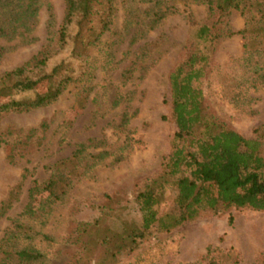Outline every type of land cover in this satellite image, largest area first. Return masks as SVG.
<instances>
[{"label":"rangeland","instance_id":"rangeland-1","mask_svg":"<svg viewBox=\"0 0 264 264\" xmlns=\"http://www.w3.org/2000/svg\"><path fill=\"white\" fill-rule=\"evenodd\" d=\"M160 1L112 0V23L98 39L105 16L97 15L94 33L88 34L95 43L84 62L71 57L76 29L70 43L59 48L65 0H42L37 25L28 39H0L4 49L0 74L50 49L59 52L50 60L48 73L62 62L75 69L74 83L52 105L0 119V203L21 187L13 207L0 220V242L18 223L25 226L18 234V249L36 248L45 255L43 264H70L79 252L72 243L75 230L80 223L101 216L100 207H131L132 215H138L131 203L135 186L160 171L176 131L169 120L170 75L185 58L187 46L196 43V30L208 16V7L192 0H165L156 6ZM251 1L254 5L257 0ZM168 5L173 12L151 29L155 13ZM260 17L253 6L247 18L233 11L226 21L232 30L241 31L248 20V29L255 32L261 27ZM261 35L222 40L202 87L213 113L244 137L264 140ZM246 42L249 53H245ZM81 143L89 148L76 169L64 171V176L71 177L65 196L54 202L39 197L36 214L23 216L34 181L48 182L53 175L50 167L71 160ZM103 152L108 156L96 162L94 156ZM231 215L233 225L230 215H225L203 218L170 234L155 233L122 264H191L208 252L217 264H235L236 260L238 264H264V213L245 210ZM26 233L33 238L27 240ZM228 253L233 259H227Z\"/></svg>","mask_w":264,"mask_h":264},{"label":"trees","instance_id":"trees-1","mask_svg":"<svg viewBox=\"0 0 264 264\" xmlns=\"http://www.w3.org/2000/svg\"><path fill=\"white\" fill-rule=\"evenodd\" d=\"M192 1L206 5L208 16L196 30V43L187 46L185 58L170 75L169 120L176 128L170 152L163 158L161 169L155 176L136 184L131 203L137 216L132 215L131 207L120 206L114 210L103 206L100 207L101 216L93 222L78 225L72 243L79 247V252L70 264H122L155 233L170 234L203 218L225 215H230L229 224L233 225V211L264 213V140L244 137L213 113L202 87L222 40L237 35L247 39L254 33L262 34L264 39V0H257L254 5L251 0ZM164 2L161 0L156 6ZM65 3V16L58 35L59 48L70 43L72 30L76 29L71 57L76 62H84L95 43L88 34L94 33L97 15L102 13L105 16L100 21L98 39L112 23V0L107 3L65 0ZM41 6L42 0H0V39H28L37 25ZM101 6L103 11L99 9ZM253 6L261 14L257 21L261 25L259 30H249L248 20L245 29L232 30L226 21L231 13L239 11L247 18ZM172 12L169 5L165 10L159 8L150 21V28H155ZM251 48L254 47L251 45ZM3 50L0 46V55ZM58 52L56 49L44 51L23 66L0 74V119L46 108L74 83L75 69L70 64L62 62L47 72L50 60ZM249 52L250 45L246 42L245 53ZM2 142L0 138V144ZM88 148L87 144L81 143L71 160L51 166L53 175L45 184L34 181L30 203L23 216L36 214L35 203L39 197L54 202L65 196L71 177L63 173L76 169ZM106 156L108 153L103 152L94 159L100 162ZM20 188L13 189L0 203V220L13 207ZM24 230L25 226L17 223L2 239L0 264H43L45 255L36 248L29 245L17 248L18 234ZM25 238L31 240L33 236L26 233ZM43 238L49 237L43 235ZM210 254L208 252L200 261L191 264L207 261L208 264H217L216 258ZM226 257L233 259L230 253ZM234 263L238 264L237 260Z\"/></svg>","mask_w":264,"mask_h":264}]
</instances>
